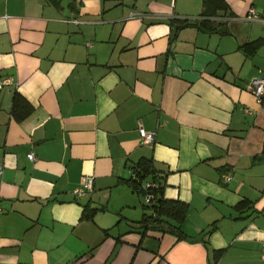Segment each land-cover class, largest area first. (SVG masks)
I'll list each match as a JSON object with an SVG mask.
<instances>
[{
	"label": "crops",
	"instance_id": "1",
	"mask_svg": "<svg viewBox=\"0 0 264 264\" xmlns=\"http://www.w3.org/2000/svg\"><path fill=\"white\" fill-rule=\"evenodd\" d=\"M223 1L0 0V264H264V0ZM142 159L181 236L138 227Z\"/></svg>",
	"mask_w": 264,
	"mask_h": 264
},
{
	"label": "trees",
	"instance_id": "2",
	"mask_svg": "<svg viewBox=\"0 0 264 264\" xmlns=\"http://www.w3.org/2000/svg\"><path fill=\"white\" fill-rule=\"evenodd\" d=\"M225 2L223 0H203L202 19L194 21H184L181 25L192 23L205 32H224L222 23H216L207 19V17L215 14L217 9H224ZM264 43V38H259L251 42L244 43L240 48L247 55H252ZM17 93L13 96V108L18 102ZM134 171L136 178H131L128 182L139 192L142 189L143 180L150 178L153 182L156 180L151 160H139ZM157 184V183H156ZM152 195V201L148 203L151 213L143 214L142 218L137 222L138 227L155 228L164 232H171L181 236L180 225L184 219L186 205L178 200L165 199L161 193V187H157L148 191Z\"/></svg>",
	"mask_w": 264,
	"mask_h": 264
},
{
	"label": "built area",
	"instance_id": "3",
	"mask_svg": "<svg viewBox=\"0 0 264 264\" xmlns=\"http://www.w3.org/2000/svg\"><path fill=\"white\" fill-rule=\"evenodd\" d=\"M242 20L246 22H258L264 25V15L260 16L257 14L254 8H249L247 13L242 17ZM77 22L76 20H74ZM10 83L9 79H5L0 82V87L4 84ZM252 92L255 96L257 102H262L264 97V77H259L252 80ZM139 142L142 144H151L154 141L155 133L153 131L145 130L142 126H139ZM29 159H33L34 156L32 153L28 154ZM3 172V163L0 160V175ZM132 177L136 178V173L133 170ZM227 175H223L224 179H227ZM93 177L92 176H83L79 185L74 188L73 194L75 197L80 198L90 193L92 190ZM157 187V184L152 181L142 182V189L145 190L144 201L148 204L152 201V195L148 193L149 190ZM261 257L264 259V242L262 244V253Z\"/></svg>",
	"mask_w": 264,
	"mask_h": 264
},
{
	"label": "water",
	"instance_id": "4",
	"mask_svg": "<svg viewBox=\"0 0 264 264\" xmlns=\"http://www.w3.org/2000/svg\"><path fill=\"white\" fill-rule=\"evenodd\" d=\"M142 193H143V189H142Z\"/></svg>",
	"mask_w": 264,
	"mask_h": 264
}]
</instances>
